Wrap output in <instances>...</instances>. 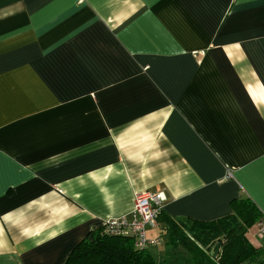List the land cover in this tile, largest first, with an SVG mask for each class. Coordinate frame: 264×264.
Masks as SVG:
<instances>
[{"label": "crops", "instance_id": "1", "mask_svg": "<svg viewBox=\"0 0 264 264\" xmlns=\"http://www.w3.org/2000/svg\"><path fill=\"white\" fill-rule=\"evenodd\" d=\"M142 192L160 259L165 216L264 217V0H0V264H64Z\"/></svg>", "mask_w": 264, "mask_h": 264}, {"label": "trees", "instance_id": "2", "mask_svg": "<svg viewBox=\"0 0 264 264\" xmlns=\"http://www.w3.org/2000/svg\"><path fill=\"white\" fill-rule=\"evenodd\" d=\"M230 206V215L209 222L165 216L167 251L161 260L149 247L137 248L132 236L105 235L100 227L71 251L64 264H264V245L254 247L246 237L251 227L264 223V217L248 198L234 199Z\"/></svg>", "mask_w": 264, "mask_h": 264}, {"label": "built area", "instance_id": "3", "mask_svg": "<svg viewBox=\"0 0 264 264\" xmlns=\"http://www.w3.org/2000/svg\"><path fill=\"white\" fill-rule=\"evenodd\" d=\"M165 202L166 197L163 193H139L135 197L131 217H120L105 221L102 225V232L105 235L114 236L130 235L134 239V245L139 249L157 247L160 245V239H149L146 232L149 228L154 229L157 227ZM258 232L261 236H264V223H261Z\"/></svg>", "mask_w": 264, "mask_h": 264}, {"label": "rangeland", "instance_id": "4", "mask_svg": "<svg viewBox=\"0 0 264 264\" xmlns=\"http://www.w3.org/2000/svg\"><path fill=\"white\" fill-rule=\"evenodd\" d=\"M164 247H165V244L161 243L160 246L157 247L156 249L150 250L152 255L155 257L156 260H161L160 258L162 257L161 254H162Z\"/></svg>", "mask_w": 264, "mask_h": 264}, {"label": "water", "instance_id": "5", "mask_svg": "<svg viewBox=\"0 0 264 264\" xmlns=\"http://www.w3.org/2000/svg\"><path fill=\"white\" fill-rule=\"evenodd\" d=\"M220 247V244H217L214 248V250L212 251L211 255L213 257H216L217 253H218V248Z\"/></svg>", "mask_w": 264, "mask_h": 264}]
</instances>
